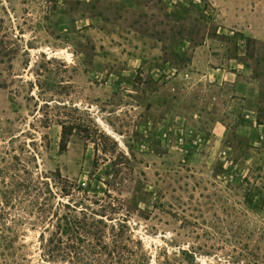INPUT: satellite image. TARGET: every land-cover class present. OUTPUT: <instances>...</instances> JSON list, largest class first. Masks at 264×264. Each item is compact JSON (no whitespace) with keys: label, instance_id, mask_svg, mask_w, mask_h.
Here are the masks:
<instances>
[{"label":"rangeland","instance_id":"obj_1","mask_svg":"<svg viewBox=\"0 0 264 264\" xmlns=\"http://www.w3.org/2000/svg\"><path fill=\"white\" fill-rule=\"evenodd\" d=\"M66 180L147 264H264V0H0V264H83L39 247Z\"/></svg>","mask_w":264,"mask_h":264},{"label":"trees","instance_id":"obj_2","mask_svg":"<svg viewBox=\"0 0 264 264\" xmlns=\"http://www.w3.org/2000/svg\"><path fill=\"white\" fill-rule=\"evenodd\" d=\"M54 177L59 178L58 169ZM61 178V177H60ZM61 195H70L65 202L56 201L54 210H48L40 202L36 221L41 224L39 247L45 262L67 260L83 264H147L149 256L142 250L139 240L131 238L125 223L115 220L107 225L94 208L84 206L83 187L66 180ZM41 191L39 190V194ZM54 197L55 192L47 189ZM73 197L77 199L72 202ZM55 198V197H54ZM82 205V206H78ZM161 260L156 264H199L190 248H179L168 253L160 248Z\"/></svg>","mask_w":264,"mask_h":264}]
</instances>
